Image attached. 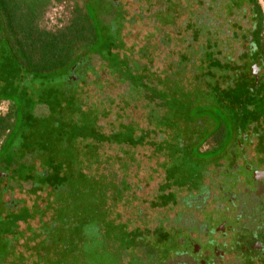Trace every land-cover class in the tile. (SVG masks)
<instances>
[{"label": "rangeland", "instance_id": "1", "mask_svg": "<svg viewBox=\"0 0 264 264\" xmlns=\"http://www.w3.org/2000/svg\"><path fill=\"white\" fill-rule=\"evenodd\" d=\"M108 1L116 4L45 7L41 29L61 30L78 9L95 8L101 30L76 88L48 97L27 86L0 16V99L26 113L22 140L0 165L8 189L0 194V264H98L120 255L132 264V254L137 264H264V201L238 190L225 198L229 185L218 190L214 180L264 167V99L255 89L246 100L216 103L202 93L199 72L204 23L222 59L250 52L249 0H115L119 9ZM8 108L1 101L0 115Z\"/></svg>", "mask_w": 264, "mask_h": 264}, {"label": "trees", "instance_id": "2", "mask_svg": "<svg viewBox=\"0 0 264 264\" xmlns=\"http://www.w3.org/2000/svg\"><path fill=\"white\" fill-rule=\"evenodd\" d=\"M51 1L61 0H0V16H7V27L15 37L12 46L15 47L17 55L30 74L29 83L26 84L32 90H37L38 94H44L46 97L56 95L57 91L76 88L75 83L79 78L74 75L82 68L87 57L94 54L92 47H98L101 41V30L98 21L94 19L97 16L95 8L94 10L86 8L87 12L78 9L71 22L61 30L51 32L41 29L39 27L40 18ZM249 2L251 8L249 14L254 28L250 31L248 42L255 49L257 46L258 50L242 53L240 60L235 61L231 57H227L226 60L222 59L220 40L215 39L217 35L208 33L207 23L202 26L206 35L205 46L202 47L199 56V62L203 66L199 72L205 70V75L200 77L203 83L202 93H209L216 103L223 104L224 99L227 98L232 103L246 100L248 95L255 92V89L260 95L258 98L264 99V81L258 77L255 80L251 72V65L255 63L264 66V18L258 1L249 0ZM108 3L110 4L109 1ZM224 5L226 6L227 3ZM110 6L118 8L112 4ZM108 29L110 32L113 30L110 25ZM183 54L188 62L192 61V57L186 53ZM249 62L251 65L248 64ZM246 64L248 65L245 67ZM71 77L77 78L74 79L75 82L69 80ZM234 81L237 82L236 85ZM175 88L179 93L186 94L181 84L177 83ZM1 101H8L9 108L5 115H0V165L4 160L12 157V152L21 142L22 134L20 135L19 132L22 118L20 116L26 114L25 109L11 100L9 96L0 99ZM35 110L36 106L32 108V111L36 113ZM19 120L21 121L20 126H18ZM17 127H19L18 130ZM132 255L127 259L130 263L137 264L139 256ZM122 262L123 257L120 255L113 257L112 260H104L100 257L97 263L121 264Z\"/></svg>", "mask_w": 264, "mask_h": 264}, {"label": "flooded vegetation", "instance_id": "3", "mask_svg": "<svg viewBox=\"0 0 264 264\" xmlns=\"http://www.w3.org/2000/svg\"><path fill=\"white\" fill-rule=\"evenodd\" d=\"M110 1H112V3L115 2L116 4L115 3L114 4L118 5L117 7L119 9V4L115 0H110ZM241 4H242V2H241ZM247 7H248V10L249 9L251 10L249 4H247ZM249 13H250V11H249ZM249 18H250V21H251V15L250 14H249ZM251 23H252V21H251ZM252 24L253 25L251 26V28H249V30H252L254 28V23H252ZM250 50L251 51H257L258 47L256 46V49H255V47L253 45H250ZM244 52L246 53V51H244ZM248 64L251 65L250 62ZM248 64H246V66ZM251 66H252L251 67V72L253 71V69L257 71L256 74H254L252 72V74L255 77V80H256V77H258V78H260L261 81H264V73L262 74V69H264V66H262L260 64H257V63H255V64H253ZM72 79H75V78L72 77ZM77 81H79V80H77ZM260 167H262V165H259V168L257 167L255 169L256 170L255 171V170H252V168H254V167L247 166L246 169H245L246 171H244L245 172L244 175L241 173V175H243L242 178H240L238 176V179H237V175H235L234 179L232 178L231 181H229V182H227L225 177H223V181H220V180H218L219 177L217 176L218 178L214 179V180L217 179L216 181L218 182L217 185H216V188L218 190H221V187L223 189V188H226L227 185H229L230 189H227V188L225 189V191H227L226 194H228L227 196H225V198H230V200L233 199L232 195L234 193H236V190H238L239 193L243 192L246 195H248V198H250L251 200L252 199L258 200L259 199V200H263L264 201V174H263L264 173V170H263L264 167H262L261 169H260ZM236 179H237V181H236ZM232 180H233V183H232ZM220 183H223V184L221 185ZM5 186L4 187L2 186L0 188L1 189L0 194L2 192L5 193L6 190H8V189H5ZM3 200H4L3 203L9 202L7 197H4ZM261 241H262V243H264V239H262ZM261 246L263 247V245H261ZM262 250L263 249L261 248V250H254L252 252L253 253L256 252V254H257V253H262ZM213 256H216V255L213 253Z\"/></svg>", "mask_w": 264, "mask_h": 264}]
</instances>
